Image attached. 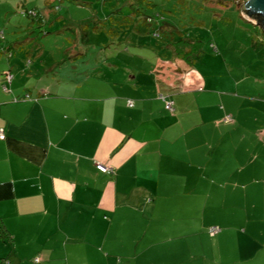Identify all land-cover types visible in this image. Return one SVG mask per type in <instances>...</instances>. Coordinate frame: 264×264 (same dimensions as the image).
I'll return each mask as SVG.
<instances>
[{"label":"crops","instance_id":"crops-1","mask_svg":"<svg viewBox=\"0 0 264 264\" xmlns=\"http://www.w3.org/2000/svg\"><path fill=\"white\" fill-rule=\"evenodd\" d=\"M9 45L0 62V264H264V125L234 119L236 97L211 104L207 78L189 77L183 60L185 75L129 67L104 78L93 67L28 62ZM215 180L243 213L219 200L213 209L193 201L191 214L192 198L178 191ZM182 237L193 247H179Z\"/></svg>","mask_w":264,"mask_h":264},{"label":"rangeland","instance_id":"rangeland-1","mask_svg":"<svg viewBox=\"0 0 264 264\" xmlns=\"http://www.w3.org/2000/svg\"><path fill=\"white\" fill-rule=\"evenodd\" d=\"M166 1L164 4L162 0H0V62L6 65L11 44L15 55L28 62L33 57H43L47 67L56 62L66 63L71 71L80 67L81 71L89 72L93 67L95 75L104 78L113 77L111 68H119L120 72L129 67L143 72L153 69L161 76L188 72L189 77L207 78V89L211 91L205 95L212 98L211 104L221 93L224 100L236 97L233 101L241 109L234 119L254 124L255 129L264 125V31L244 18L242 7L246 0H193L211 12L185 10L181 14V8L173 0ZM153 3L155 6H148ZM144 15L152 21L145 22ZM164 19H171L169 23L176 27L164 26ZM4 46L10 50L4 52ZM182 52L187 55L183 59L187 72H180L176 65ZM3 67L0 64V69ZM203 93H192V97L199 98L201 104ZM226 187L215 180L197 189L178 192L189 193L186 200L192 198L191 214L197 213L193 201L201 202L200 206L210 202L213 209L219 200L226 203V209L243 213L235 201L225 199ZM174 198L183 197L175 194ZM200 210L203 213L202 207ZM250 212L257 217L262 215L260 207ZM212 213L204 214V218L212 220ZM230 220L232 225H239L242 219L235 215ZM191 224L199 230L200 217ZM174 233H184L183 225L175 224ZM180 240L179 247H193L183 237Z\"/></svg>","mask_w":264,"mask_h":264},{"label":"water","instance_id":"water-1","mask_svg":"<svg viewBox=\"0 0 264 264\" xmlns=\"http://www.w3.org/2000/svg\"><path fill=\"white\" fill-rule=\"evenodd\" d=\"M242 11L247 21L264 29V0H246Z\"/></svg>","mask_w":264,"mask_h":264},{"label":"trees","instance_id":"trees-1","mask_svg":"<svg viewBox=\"0 0 264 264\" xmlns=\"http://www.w3.org/2000/svg\"><path fill=\"white\" fill-rule=\"evenodd\" d=\"M173 1L175 3V6L177 4L179 6V8H181L182 12L180 11V14L183 13V12H185V10H190V11H192V10H203V11L204 10H210V12H211V9H208V8H206L203 5L197 4L196 2H193V0H173ZM204 1H206V0H204ZM162 3L166 4L167 1L166 0H162ZM155 4L156 3H153L152 5H148V6L152 7V6H155ZM213 11H215V10H213ZM144 17H145V19H144L145 22H147V20L149 22L152 21V19L148 15H144ZM170 18H172V17H170ZM173 19H175V18H173ZM169 22H172L171 19H164L162 21V24L164 26L166 25V26L171 27V28H175L176 27L175 24H173V23L171 24ZM162 24H161V26H162ZM161 26H160V28L162 29ZM263 31H264V29H263ZM180 56H182L181 57L182 58L181 60H183V59H185V57H187V55L184 54L183 52L180 54ZM178 70L180 71V69H178ZM1 230H3V229L0 228V231ZM208 232L210 233V228L208 229ZM2 234H5V233L2 232Z\"/></svg>","mask_w":264,"mask_h":264},{"label":"built area","instance_id":"built-area-1","mask_svg":"<svg viewBox=\"0 0 264 264\" xmlns=\"http://www.w3.org/2000/svg\"><path fill=\"white\" fill-rule=\"evenodd\" d=\"M32 14H35L34 12H32ZM8 79L11 80L12 76H8ZM162 100L165 102V108L166 110L173 112L174 111V105H173V101L167 99L165 96H161ZM129 105L132 106L133 102L129 101ZM225 121L227 122H231L232 121V117L231 116H227ZM0 139L4 140L5 139V135L4 133H2V131L0 130ZM98 169L101 170L102 172L105 173H113V169L111 167H107L104 166L103 164H98ZM220 228L218 227H211L210 228V234L214 235L220 232Z\"/></svg>","mask_w":264,"mask_h":264}]
</instances>
